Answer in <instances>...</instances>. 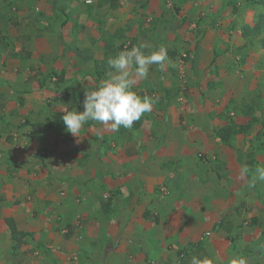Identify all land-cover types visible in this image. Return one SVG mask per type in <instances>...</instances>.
<instances>
[{
	"label": "crops",
	"instance_id": "0c3cea01",
	"mask_svg": "<svg viewBox=\"0 0 264 264\" xmlns=\"http://www.w3.org/2000/svg\"><path fill=\"white\" fill-rule=\"evenodd\" d=\"M74 1L0 0V26H14L38 12L51 15L66 5L76 11L63 26L64 35H54L57 52L67 54H0L1 231H9L4 218L11 217L32 243L63 251L47 264H146L155 252L164 257L168 251L149 246L153 232L164 237L190 227L187 233H206L216 224L220 227L224 216L233 219L236 202L249 201L248 180L240 178L239 169L249 161L251 168L264 165V98L259 96L264 47L241 33L254 22L255 5L243 0H174L184 23L191 15L189 28L210 32L194 50L192 44L197 69L179 63L173 72L164 66L167 61L163 67L152 65L148 78L134 86L156 99L150 112L132 128L116 132L89 121L75 138L66 130L62 110L65 105L83 110L84 91L107 78L112 71L107 61L116 54L99 49V24L89 20L83 8H75ZM107 3L115 6L114 0ZM119 3L118 9L136 10L137 18L146 19H161L167 6L165 0ZM74 20L76 26L71 25ZM154 30L145 41L160 39L163 44L168 29ZM62 38L65 48L59 46ZM40 41L46 46V38ZM93 42L97 54H92ZM76 44L82 50L88 47V53H75ZM202 71L210 78L225 76L227 90L221 98L217 88L210 87L208 98L200 97L195 76ZM173 86L187 88L190 95L180 101L167 97ZM226 125L238 131L224 143L215 132ZM156 187L164 196L156 194ZM167 187L181 197L167 196ZM154 215L165 221L162 231L150 221ZM76 251L89 258H70Z\"/></svg>",
	"mask_w": 264,
	"mask_h": 264
},
{
	"label": "rangeland",
	"instance_id": "374dc122",
	"mask_svg": "<svg viewBox=\"0 0 264 264\" xmlns=\"http://www.w3.org/2000/svg\"><path fill=\"white\" fill-rule=\"evenodd\" d=\"M107 1L108 0H94V2L92 1V4H85L82 0L74 1L75 8H83L87 13L88 19L95 24H99L101 38L99 39L98 46L99 49L101 46L106 48L104 54H117L126 46L130 48L132 45L138 44L142 41V38H145V41L149 31L156 32L154 29H158L162 32H164V29H168V33H170H166L167 38H165L166 40H164L163 44L159 39L153 41L154 43H157V45L154 46L153 42L150 43L148 40L155 49H158L161 46L167 49L168 59L164 66L173 72L174 68L179 63H181L185 69H197L199 61L196 62L194 60V53L197 51L194 53L192 52V44L194 50V47H198L199 40L205 36L208 37L210 32H207L202 28L198 29L195 26L189 28L190 23L193 21L191 15L184 23L185 17L183 19L178 17L181 12L179 8L176 7L174 0H165L167 6L163 11V17L164 15L166 16L164 19L163 17L161 19L158 17L146 19V16L144 15L143 17L137 18L139 15L135 16L134 11L136 10L129 13L126 9H123L121 5L118 9L117 6L120 4L119 0H114L115 8L109 7ZM243 1L246 2V0ZM168 3L170 4L168 5ZM252 5H255V20L259 13L264 12V5ZM65 7L55 8L52 14L47 16L44 14L40 15V12L34 14L33 17L26 15L21 21H16L14 26L11 24H1L0 54H67L66 52H63V50L61 53L57 52V44L54 41V35H64L65 27L63 26L70 19L74 18L73 12H76L75 9L70 11V9L67 8V5ZM137 21L141 22L140 26H137ZM76 22L77 21L74 20L71 25L78 24ZM166 24L169 25L166 27ZM162 25H164V29L162 28ZM74 26L71 27L76 29ZM43 32L48 33V37H44L45 35H42ZM262 35L263 33L253 35L249 40H251L250 42L257 43ZM42 37L46 38V46L40 41V38ZM95 42L97 41L95 40ZM95 42L90 45L94 47L92 54H97ZM169 43L173 45V48H171ZM59 46L62 48L66 47L63 38ZM87 48L82 50L77 44L73 47L75 53L80 51L79 53L81 54L88 53ZM203 62H205L204 58L201 59L200 64L202 65ZM212 65L214 68L216 67L215 63ZM195 78L198 80L196 91L200 93L202 99L208 98L207 92L210 88H217L216 96L218 98H221L226 93L227 86L225 89L223 88L225 83L224 75L216 73L210 78L208 73H203L202 71V74L195 76ZM259 84L262 86L259 91V96L264 98V90L261 91L264 87V80H259ZM173 87L174 89H170V92L165 89V91H168L167 97H173V99L180 101V98L186 99L187 96L190 95L187 88L181 89L180 87ZM136 88H138L137 94H141V96H149L147 90L139 89V87ZM226 96L229 97V94ZM261 100L264 101V99ZM227 116L233 117V115L229 114H227ZM18 128L19 126L15 127L13 131H17ZM13 131L9 133L10 141L13 140ZM251 157L252 154H248V158L250 159ZM200 158L201 160H207V158L203 156H200ZM251 162L252 161H249L247 164L248 167L249 164H252ZM255 166L258 167V165ZM249 168L250 173L248 179H251L255 167L251 168L250 166ZM155 191L160 197L165 194V192L160 190V187H156ZM248 192V203L236 202L232 207V214L234 215L233 219H230V215L224 216L219 222H223L222 225H219L220 227H216V224L213 228L207 229L209 234H207V232L200 233L199 235H196L194 232L187 233L188 230L193 229H190V227L185 229V233H183L181 229H178L176 231L173 230L171 234L164 237H160V235L156 236L153 232L147 239L149 246L157 250H160L161 248L168 249L164 257L159 256V251L151 256L152 259H156L154 264H189L190 257L193 255L215 257L218 264H230V260L237 257L244 258L246 264H264V182L257 181L254 186L248 188ZM171 195L174 198L181 197V195L177 197L174 191L167 187V196ZM150 221L153 226H156V228L162 231L165 221H163L159 215L152 216ZM1 224L0 220V264H47L48 260L55 259L56 256L63 253L61 249L52 251L53 247L50 248V246H46L45 244L40 245L39 243H32L30 240L31 236H27L16 245V242L11 239L9 231H1ZM52 235L54 239L57 238L55 233ZM63 235L65 237H70V234H67V236L66 234ZM53 238H50L49 242H52ZM137 238L138 239H135V241L139 240L140 236H137ZM136 244H138L137 241ZM183 247H185V250L179 255L178 250H181ZM60 257L62 258L61 255ZM85 257L89 258L88 253L76 251L74 254H71L70 258H78V260H80ZM152 259L146 260V264Z\"/></svg>",
	"mask_w": 264,
	"mask_h": 264
},
{
	"label": "clouds",
	"instance_id": "9594fccd",
	"mask_svg": "<svg viewBox=\"0 0 264 264\" xmlns=\"http://www.w3.org/2000/svg\"><path fill=\"white\" fill-rule=\"evenodd\" d=\"M168 59L167 49L163 46L155 49L149 42L141 41L125 47L114 57L107 61L112 71L107 73V78L96 88L84 91L82 101L83 110L78 111L65 105L62 110V120L73 137L78 138L85 123L92 121L109 128L111 131H119L121 127L132 128L135 121L142 115L152 110L156 99L147 95H138L134 86L138 81L147 79L152 65L163 67ZM97 129V136L100 135ZM250 168L243 165L239 169L241 179L248 180V186L252 187L257 181L264 182V166L255 168L251 179H248ZM189 264H218L215 257L196 256L190 257ZM230 264H246L241 257L233 258Z\"/></svg>",
	"mask_w": 264,
	"mask_h": 264
},
{
	"label": "trees",
	"instance_id": "16d2710c",
	"mask_svg": "<svg viewBox=\"0 0 264 264\" xmlns=\"http://www.w3.org/2000/svg\"><path fill=\"white\" fill-rule=\"evenodd\" d=\"M247 3L252 4H261L264 5V0H246ZM242 36L248 37L253 35H258L263 33L259 42L262 47H264V12L259 13L251 25H245L242 28ZM248 127L240 126L238 129L241 131L245 130ZM238 131V130H237ZM232 125H226L216 130V136L224 143H227L229 138L237 132ZM5 223L8 226V230L11 236V239L16 242V245L19 244L26 236L28 235L26 232L18 230L16 228L15 222L11 217L4 218ZM185 250V247L179 251V255H181Z\"/></svg>",
	"mask_w": 264,
	"mask_h": 264
},
{
	"label": "built area",
	"instance_id": "2783aa9c",
	"mask_svg": "<svg viewBox=\"0 0 264 264\" xmlns=\"http://www.w3.org/2000/svg\"><path fill=\"white\" fill-rule=\"evenodd\" d=\"M92 1H93V0H83V2L86 3V4H90V3H92ZM180 64H181V63H180Z\"/></svg>",
	"mask_w": 264,
	"mask_h": 264
}]
</instances>
